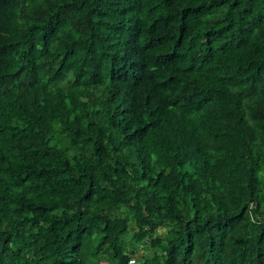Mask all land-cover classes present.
I'll list each match as a JSON object with an SVG mask.
<instances>
[{
  "label": "trees",
  "instance_id": "trees-1",
  "mask_svg": "<svg viewBox=\"0 0 264 264\" xmlns=\"http://www.w3.org/2000/svg\"><path fill=\"white\" fill-rule=\"evenodd\" d=\"M132 257L264 264V0H0V264Z\"/></svg>",
  "mask_w": 264,
  "mask_h": 264
},
{
  "label": "rangeland",
  "instance_id": "rangeland-1",
  "mask_svg": "<svg viewBox=\"0 0 264 264\" xmlns=\"http://www.w3.org/2000/svg\"><path fill=\"white\" fill-rule=\"evenodd\" d=\"M160 232H161V230L158 231V233H160ZM132 259L134 260L133 264H137V261H135V257H132ZM99 262H100V264H105L107 262V260H100Z\"/></svg>",
  "mask_w": 264,
  "mask_h": 264
},
{
  "label": "clouds",
  "instance_id": "clouds-1",
  "mask_svg": "<svg viewBox=\"0 0 264 264\" xmlns=\"http://www.w3.org/2000/svg\"><path fill=\"white\" fill-rule=\"evenodd\" d=\"M128 263H130V264H131L132 262H131V261H129Z\"/></svg>",
  "mask_w": 264,
  "mask_h": 264
}]
</instances>
